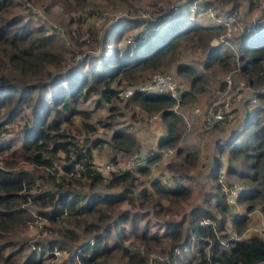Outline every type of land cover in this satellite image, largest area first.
Masks as SVG:
<instances>
[{
	"label": "trees",
	"instance_id": "16d2710c",
	"mask_svg": "<svg viewBox=\"0 0 264 264\" xmlns=\"http://www.w3.org/2000/svg\"><path fill=\"white\" fill-rule=\"evenodd\" d=\"M25 1L0 0V137L10 130L6 126L11 124L20 137V142L14 145L8 143V139H0V264H43V259L54 256L49 250L55 245L71 254L69 264H111L113 259H121L122 264H264L263 236L250 233L230 241L227 246L222 243L227 229L225 212L231 206L222 191L186 209L183 203L191 189L180 178L182 174L178 177L171 174L162 177L163 180L153 178L149 186H144L146 181L139 180L140 174L149 170L148 164L159 156L157 154H139L145 158L143 164L103 177L92 166L90 148L99 139H92L90 145L78 143L77 136L61 126L62 123L72 124L75 114L87 116L78 106L94 94L99 95L97 106L121 99L116 95L115 85L132 77L136 70L156 64L186 34L207 47L206 68L217 65L230 71L237 67L251 87L261 85L264 83V28L245 35L236 34L231 45H212L211 39L225 31L224 25L205 12L184 9L179 14L186 17L183 23L139 41L141 33L154 27L152 22L147 17H120L108 26L112 29H119L121 24L141 26L134 42L119 44L121 34L111 36L112 29L107 26L98 52L71 65L64 63L65 55L71 50L50 33L44 23L34 19L35 13ZM87 1L56 0V3L69 13L75 11L76 35L87 20L86 29L94 39L98 32L95 25L88 22L93 11L86 6ZM106 1L112 6L116 2ZM117 1L127 7L131 5L128 0ZM199 1L204 10L211 9L216 14H233L238 5L237 0ZM217 1L228 3L229 7L217 10ZM18 7L26 10L25 13L15 11ZM132 12L137 13V9L133 8ZM74 21L71 17L68 25ZM186 67L180 66L178 70L194 73V68ZM224 84L223 80L221 86ZM191 87L197 91L204 89L201 75H193ZM187 95H193L191 90L181 92V102ZM126 99L147 113L161 112L166 131L157 147L175 146L174 153H182L177 147L181 117L172 110L174 97L169 93L136 91L121 100ZM244 109L242 128L220 144L221 151L228 149L225 173H219L221 162L216 161L211 177L234 174L243 179L240 198L248 202V209L254 206L252 200L257 199L264 211V95ZM110 111L113 116L104 126L112 128L116 125L113 118L122 113L113 106ZM16 118L20 123H15ZM82 124L86 132L96 129L87 121ZM109 144L114 152L113 160L139 147L130 131L118 127L112 130ZM60 152L64 154L63 172L57 173L50 167ZM239 155L242 168L237 170L231 165ZM196 157L193 151L185 154L188 164L194 163ZM75 162L83 163L79 174L74 169ZM167 167L171 170L175 163H168ZM152 211L157 219L149 220ZM169 211L180 217H167ZM216 212L221 213V217H217ZM35 214L45 219L41 230L53 237L35 242L39 249L32 248L22 259L21 254L28 245L27 239L19 236ZM247 218L242 215L232 222L238 224ZM204 219L212 223H203ZM150 252L166 254L169 259L151 261Z\"/></svg>",
	"mask_w": 264,
	"mask_h": 264
},
{
	"label": "rangeland",
	"instance_id": "374dc122",
	"mask_svg": "<svg viewBox=\"0 0 264 264\" xmlns=\"http://www.w3.org/2000/svg\"><path fill=\"white\" fill-rule=\"evenodd\" d=\"M128 1L131 3V5L128 7L127 5L117 0L116 2H114L115 5L113 6L110 2H107L106 0L87 1L86 6H89L90 10L93 11V13H91L92 17L89 18L88 22L94 24L98 32L97 38L94 39L90 37L88 30L86 29L87 20H85L86 22L83 23V28L81 29V31H79V35H76L77 33H75L74 30L78 25L76 20L78 17L75 15V11H71L69 13V11L66 10L67 8L63 7L59 3H56V0H26L25 4L30 9H32V11H34L36 16V18L34 19L38 22L44 23L45 26L48 28L49 32L55 34L58 39L64 45H66L69 50H71V52H67V54L65 55L64 63H71L72 65L81 58L89 57L92 54L98 52L102 41L101 35L104 33L105 29H107L106 27L108 26V23L111 24L120 17L122 19H124V17H143L142 13L145 14L144 9H146L147 7L151 8L154 4L157 3H162L164 4V6L168 7L167 5L171 3L183 4L190 0ZM237 2L238 5L234 9L237 12L239 20L241 21H248L254 15H260L262 11H264V0H237ZM260 2L263 3V5H259ZM217 3L219 5L217 10L229 7L228 3H222L219 1H217ZM96 8H102V10L97 11L95 10ZM133 8L137 9V13L132 12ZM15 11H19L22 14L25 13L26 10L18 7L15 8ZM156 14L158 13H155L154 15ZM189 16L190 15H188L187 17ZM71 17L72 19H75V21L72 24L68 25ZM184 18L186 17H180L178 15L172 18V20L168 21L166 24L162 25L160 29H155L158 31H150L147 34L148 36L146 37L149 38L151 36L150 38H152L154 37V34L160 35L163 32H166L169 27L174 26L175 24L180 22L183 23L182 21H184ZM109 27L111 26H108V28ZM112 28L113 27H111V29ZM122 28L123 32H121L119 44L125 41L134 42V36L137 35V33L139 35V32L141 31V26L131 28L128 27V29L123 26ZM186 35L179 38L175 47L172 50L168 51L165 55H162L156 64H154L153 66L145 67L143 69H138L129 79H123L121 84L113 85H115L116 88L119 86H136L149 79L153 73H167L180 84L181 88L184 91L191 90L193 95L191 97L188 95L184 97L182 100L183 102H181L180 106L182 111H188L193 106L201 105L202 103L205 104L208 100L210 101V99H212L213 97L214 91L221 86V82L223 80L225 81V77L227 75H231L233 81H239L243 79V77H241V75L238 73L237 67L233 68L230 71H224L217 65H213L210 68H206L205 60L207 57V47L202 46L200 41L195 39V37H192L188 34ZM146 37H143V39L139 41H144ZM214 38L211 39L210 44L211 42H214ZM108 42L111 44V38L110 40H108ZM184 65H186L187 67L194 68V73H188L185 69L178 70L180 66ZM194 74L202 76L204 84L203 90L197 91L196 89H193L191 87V80ZM247 95H250V92H247L245 96ZM98 96V94H94L90 96L87 100L82 101L79 104L78 108L83 111H86L88 113L87 116H84V114H75L72 118V124L65 125L64 123H62L61 125L63 129L74 133L77 136L78 143L85 142L87 145H90L89 143L92 139H99L98 142L94 144V146L90 145L93 157L92 161L94 163L99 164L101 162L112 159L114 152L109 144V139L111 137L112 130L117 127L123 129L126 128L136 137L139 147L137 151L123 155V158H127L134 154H141L140 152H145L146 155H149V152H157V154H159L156 159L152 160L148 164L149 170L144 174H140L139 180L146 181L144 186H149V181L153 178L162 179V177H169L171 176V174L175 175L174 177H178V175L182 174L180 178L183 182L187 183L191 189V194L189 198L183 203L186 209H189L195 204L203 202V200L207 196H209L208 198H211L214 193H221V189H217L218 177H216V179L211 177V172L214 171V169L216 168L215 150L212 151L210 147L206 146V143L211 145V147L216 146L217 143L219 145L221 143V140L218 139V136L220 135L221 137L222 135H224L227 132V126L230 125L233 121L229 122L224 127L211 129L210 131H194L196 132V134H194V137L196 138L192 141H190V139L187 140L185 137L182 138L180 136L177 147H180L182 149V153H165L168 149H176V147H157L158 138H156L155 136L156 129L158 125H163V127H165L161 112L147 113L143 111L136 103L130 101L129 99H114L112 103L103 102L97 106L95 102ZM234 105H236V103ZM111 106L117 107V110L122 113L121 115L115 116L113 118L114 121L116 120V125L112 128L104 126V123L106 121H110L111 117L113 116L110 111ZM244 108H246L245 105L242 106L241 109L235 110L237 114L236 118H242ZM26 111L29 112L28 110ZM150 119H153L154 122H152V120L150 121ZM83 121H87L93 124L96 127L95 131L91 133L86 132L83 128ZM199 126L200 125H198V127ZM6 127L10 130L8 132L3 133V136L0 137V139H8V143L13 145L16 143L18 144L20 142V137H17L16 133L13 131L14 126L7 125ZM195 127L196 126H194L193 128ZM178 128L182 133L181 129L183 128V124L181 120L178 122ZM165 131H163V134L165 133ZM149 147H156V149L151 151ZM192 151L195 153L198 152V156L196 157L194 163L188 164V160L185 159V154L187 152ZM222 152L225 161L220 159L221 165L218 167L220 171L219 173H225L227 166L226 161L229 158L228 149ZM58 156L59 157L56 159V161L60 162L61 164L64 163V159H62L64 158V154L60 152L58 153ZM171 162L175 163V167L173 169L171 168L170 170V168L167 167V164ZM231 166H234V168L237 170L241 169V156L234 160ZM25 167L32 168L31 165H25ZM40 168L43 172L44 169L42 167ZM39 173H41V171H39ZM223 176L225 177L227 183H236L243 186L244 180L236 177L234 174H225ZM141 187L143 186H140V188ZM252 201L254 203V206L251 209L247 208L248 202L242 200L240 196L238 197L235 204H231L229 211L225 212L227 219V229H234L237 233H241L245 230V228H247V226L260 224L261 219H264V211L261 209L260 204L257 203V199H254ZM164 203H167V201L164 200ZM171 211H169V213H166L167 217H171L173 219H177L178 217H180L179 214L176 215V212L171 213ZM150 213L151 215L149 214V220H154L155 218L157 219V215L153 211ZM221 215V213H217L216 216L221 217ZM242 215L248 217L247 221H240L238 224H234L232 222L233 218H238ZM245 235H247V233H245ZM19 237L27 239L28 246L21 254V258L23 259L28 256V253L32 248L39 249L35 245V242L47 241L48 238L53 236H49L38 226H27L25 231ZM187 250L191 251V249ZM206 250L208 251V247H206ZM61 254L43 259V264H69V258L71 257V254L67 251L64 252V254ZM149 254L151 261L155 259H169L166 254L158 252H150ZM110 263L122 264L123 261L121 259H113V261H111Z\"/></svg>",
	"mask_w": 264,
	"mask_h": 264
},
{
	"label": "built area",
	"instance_id": "2783aa9c",
	"mask_svg": "<svg viewBox=\"0 0 264 264\" xmlns=\"http://www.w3.org/2000/svg\"><path fill=\"white\" fill-rule=\"evenodd\" d=\"M259 5H263V3L260 2ZM167 6L168 7L164 6L162 3H157L151 8L147 7L144 9L146 15L142 13V16L147 17L154 27L141 33L139 39L146 37L150 31L157 29L170 18L178 16L184 9L189 10L190 12L200 10L203 14L204 12L207 13L210 18L224 25L225 31L214 38V42H211L212 45H231L236 34L241 33L245 35L264 28V11L256 17H251L248 21H241L239 20L236 11H234L233 14H216L211 9L204 10L199 0H191L183 4L171 3ZM151 11L153 12L150 15ZM155 13L158 14L154 15ZM116 90L117 97L121 99L131 97L136 91H143L149 94L169 93L176 100L172 110L180 115L185 131H190L195 125H200L203 130L208 131L224 127L226 124L236 119L237 114L235 111V103L240 102L242 104H247V106H253L258 101V97L264 95V83L251 87L245 80L233 81L232 76L227 75L225 77V84L214 91L213 97L210 101L208 100L204 105L193 106L188 111H182L180 107L182 98L180 84L167 73L156 72L153 73L149 79L139 85L119 86ZM247 92H250V95L245 96ZM15 123H20V119H15ZM174 151L175 148H170L165 153H172ZM144 162L145 158L143 159L139 154H134L127 158L109 159L99 164L93 162L92 166L98 170L103 177H107L113 171L134 169ZM50 169H55L57 173L63 172L62 164L56 160L53 161ZM74 169L76 173L79 174V171L83 169V163L75 162ZM217 180L226 202L229 204H235L242 191V185L227 183L222 174L218 176ZM202 222L206 224L212 223L208 219H204ZM44 223L45 219L40 215L35 214L34 220L29 222L28 226H38L42 229ZM225 233L226 236L222 237V243L226 246L230 241L245 237V233H247V235L248 233H257L264 237V219H261V222L258 225L247 226V228L241 233H237L234 229H226ZM49 253L56 256L61 253L64 254V251L55 245L49 250Z\"/></svg>",
	"mask_w": 264,
	"mask_h": 264
},
{
	"label": "crops",
	"instance_id": "0c3cea01",
	"mask_svg": "<svg viewBox=\"0 0 264 264\" xmlns=\"http://www.w3.org/2000/svg\"><path fill=\"white\" fill-rule=\"evenodd\" d=\"M255 17L256 16H258V15H254ZM132 24H128V25H126V24H121V26H120V28L119 29H117V28H114L113 30H112V35L111 36H114V35H117V34H121V32H123L122 31V27L124 26L125 28H127L128 29V27H134V26H131ZM120 39V38H119ZM125 42H121V45H123ZM180 88H181V86H180ZM181 91H184L182 88H181ZM203 105H204V103H202ZM201 104V105H202ZM246 106V107H248L247 106V104H242V103H240V102H237L236 103V105H235V110H239V109H241V107L242 106ZM245 111H246V109H243V114H242V118H236L235 120H233V122L230 124V125H228L227 126V132L224 134V135H222L221 137H220V135L218 136V139L219 140H221V143L220 144H222V143H224L225 141H227L229 138H231L232 136H233V133H235V131H237V130H240L241 128H242V125H243V123H242V121H241V119H243V117H244V113H245ZM152 120V122H154V120L153 119H150V121ZM157 125H158V123H157ZM196 127L195 128H193V129H191L190 131H185L184 130V128H182L181 129V131H182V133H180L181 134V137L182 138H186L187 140H189L190 139V141H192V140H195V138L196 137H194V134H196V132H194V131H198V132H201V130H203V129H201L200 128V126L198 127V125H195ZM165 127H163V125H158V127H157V129H156V132H155V136H156V138H158V140H159V138L162 136V134H163V131H165ZM210 131V130H209ZM206 134V133H205ZM188 142V141H187ZM158 143V142H157ZM220 144L218 145V143L216 144V146H213V147H211V145H209L208 143H206V146L207 147H210L211 148V150L212 151H214L215 150V160L216 161H220V159L221 160H223V161H225V159H224V155L222 154L223 152L221 151V147H220ZM144 147V146H143ZM150 149H151V151L152 150H155L156 149V147H149ZM153 148V149H152ZM197 150V149H196ZM217 151V152H216ZM141 153V155L142 154H144V155H142V156H145L146 154H145V152H140ZM150 154L148 155L147 154V156H150V155H153V154H157V152H153V153H151V152H149ZM196 154H197V156H198V152H196ZM157 155H159V154H157ZM226 163H227V161H226ZM226 165V164H225Z\"/></svg>",
	"mask_w": 264,
	"mask_h": 264
}]
</instances>
